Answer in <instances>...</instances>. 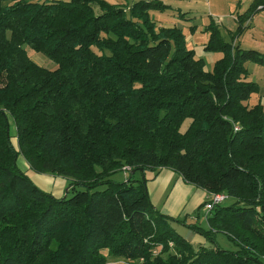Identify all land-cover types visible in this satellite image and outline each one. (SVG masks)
Instances as JSON below:
<instances>
[{
  "label": "trees",
  "instance_id": "16d2710c",
  "mask_svg": "<svg viewBox=\"0 0 264 264\" xmlns=\"http://www.w3.org/2000/svg\"><path fill=\"white\" fill-rule=\"evenodd\" d=\"M162 8L0 0V264H264V105L249 102L260 86L247 66L264 54L235 43L264 0L238 14L230 41L211 23L213 71L182 27L152 18ZM21 155L29 171L65 178L68 194L40 188ZM165 168L233 202L216 205L206 229L165 214L147 188V173Z\"/></svg>",
  "mask_w": 264,
  "mask_h": 264
},
{
  "label": "rangeland",
  "instance_id": "374dc122",
  "mask_svg": "<svg viewBox=\"0 0 264 264\" xmlns=\"http://www.w3.org/2000/svg\"><path fill=\"white\" fill-rule=\"evenodd\" d=\"M115 1V0H109ZM131 2L133 0H130ZM173 6L184 9L186 16L178 14L171 9L166 8L165 11L153 10L151 16L157 20H164L165 25L174 26L178 25L183 28L186 37L188 38V47L195 49L197 56L203 58L205 61V67L208 70L213 71L215 68V63L222 57L219 52H209L205 49L206 45L210 39V32L208 30L211 23L215 22L219 25L222 35L227 39L231 40L232 34L236 32V19L238 20L239 13H245L250 7V0H176L171 2ZM212 9V10H211ZM183 11V12H184ZM240 11V12H239ZM236 16V19L234 18ZM236 27V28H235ZM226 28H235L227 30ZM229 34V35H228ZM242 48L245 49H255L260 53L264 54V11L260 12L255 16V20L251 28H247L240 35L236 37V42ZM29 55L42 66L50 69L57 67V64L50 58L46 57L44 54L37 52L28 48ZM251 80L258 82L260 86L259 93H254L250 99V103L254 105L258 101H261L264 105V64L258 62H248L247 64ZM188 123V122H187ZM187 123L183 125V130L187 127ZM12 133L15 134L14 127L12 128ZM13 142L18 145L16 135L13 136ZM29 165L24 156H20L18 159V164L20 167ZM34 171H29L32 174ZM36 173V172H35ZM53 176L48 173H38ZM126 174L123 170L117 171L112 175V179L117 182H123L126 179ZM58 177V176H56ZM63 178V177H61ZM65 179V178H63ZM66 180V179H65ZM67 182V180H66ZM105 188L104 186L100 187ZM70 187L68 182L66 184L65 194H68ZM48 192V191H47ZM51 193V192H50ZM72 194V192L70 193ZM233 202V198H228L224 204H229ZM191 222V220H188ZM198 223L204 228H208V222L203 213L200 216ZM174 227L187 239L195 245H211L210 242L200 233L194 231L188 226L182 225L180 223H174ZM217 241L221 247L226 249H236V246L228 239L224 233L217 234ZM162 246H159L156 251H159ZM112 262L122 261L120 259H111ZM110 261V262H111Z\"/></svg>",
  "mask_w": 264,
  "mask_h": 264
},
{
  "label": "crops",
  "instance_id": "0c3cea01",
  "mask_svg": "<svg viewBox=\"0 0 264 264\" xmlns=\"http://www.w3.org/2000/svg\"><path fill=\"white\" fill-rule=\"evenodd\" d=\"M135 1L139 0H133L132 2L130 0H115L111 2L126 5L131 4ZM156 1L160 2L163 5V11L168 8L173 10L174 12L176 11L182 16H184L183 13H186L184 9L181 10V8H178L179 10H177L173 6L171 2H175L176 0ZM252 2L253 0H250V5ZM262 11H264V9H260L259 11H257L252 19L250 18L248 20L249 27L247 28H251L254 23L255 16ZM185 18H188V16H186ZM234 18L236 19V16H234ZM157 21L159 22V25L167 26L165 25V19ZM237 26L238 20L236 19V27ZM235 28L226 29L233 30ZM21 168L27 171L29 169V165H25L23 163V166ZM30 175L33 181L43 190L51 192L57 197L63 196L65 194L64 192L67 184L65 179L56 176L38 174L35 172H32V174L30 173ZM153 175V171H149L147 173V176L150 178L147 182V188L154 205L158 207L163 213L184 219L188 223L198 222L204 210L203 204L208 200L210 193L194 185L188 184L180 175H178L171 169H162L154 178ZM188 220H191V222H189Z\"/></svg>",
  "mask_w": 264,
  "mask_h": 264
},
{
  "label": "built area",
  "instance_id": "2783aa9c",
  "mask_svg": "<svg viewBox=\"0 0 264 264\" xmlns=\"http://www.w3.org/2000/svg\"><path fill=\"white\" fill-rule=\"evenodd\" d=\"M126 170H129V167H125ZM229 198L226 193H210L208 200L204 204V217L208 219L211 211L216 205L224 203Z\"/></svg>",
  "mask_w": 264,
  "mask_h": 264
}]
</instances>
